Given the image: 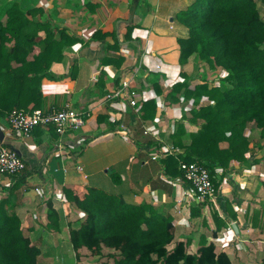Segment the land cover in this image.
<instances>
[{
  "label": "crops",
  "instance_id": "obj_1",
  "mask_svg": "<svg viewBox=\"0 0 264 264\" xmlns=\"http://www.w3.org/2000/svg\"><path fill=\"white\" fill-rule=\"evenodd\" d=\"M194 1L42 0L41 19L65 27L79 39L64 48L63 59L55 62L51 75L42 80L41 108L59 109L70 104L85 113L87 123L65 134L57 133L53 126H38L30 137L22 138L6 116H0V148L15 150L26 164L17 176H0V200L9 198L26 234L41 248L38 264H68V256L64 257L61 247L65 243L67 249L73 248L70 224L75 223L79 211L66 198L65 186L89 184L122 194L129 202L153 203L173 217L176 233L181 227L185 239L187 233H195L200 242L206 234L202 225L205 219L212 218V213L205 209L202 216L192 218L193 203L185 200L186 182L181 176L167 174L166 156L153 158L163 152L165 145L175 146L179 121H184L183 142L191 139L188 118L193 98L180 95V100L172 104L165 92L175 82L186 80L192 87L202 82L200 73L199 77L193 75L194 62L202 61L200 58L193 55L186 64L180 62L179 38L188 35V28L179 21L178 14ZM259 6L264 17V4ZM128 28H132L130 38L126 36ZM119 58H124L123 62ZM220 72L225 74L223 70ZM125 79L131 80L132 89L137 91L136 107L122 97H107ZM218 79H214L217 84ZM149 100L156 102V114L144 119L142 107ZM251 130L258 129L250 127L247 132L250 134ZM176 148L179 153L184 150ZM260 152L255 153L257 158L262 157ZM248 154L244 163L233 161L227 169L215 170L221 190L217 205L213 204L225 224L209 242H224L228 227L234 230L236 224L242 234L264 237V214L258 213L262 215L259 224L249 219L247 212L253 196L261 197L258 194L264 186V164H255L254 157L249 158ZM244 181H251L250 199H239L240 189H246L240 186ZM226 187L229 196L220 193ZM247 201L244 216L231 207ZM48 202L60 214L58 231L47 226ZM228 207L232 210L230 214ZM75 259L78 260L76 253Z\"/></svg>",
  "mask_w": 264,
  "mask_h": 264
},
{
  "label": "trees",
  "instance_id": "obj_2",
  "mask_svg": "<svg viewBox=\"0 0 264 264\" xmlns=\"http://www.w3.org/2000/svg\"><path fill=\"white\" fill-rule=\"evenodd\" d=\"M41 2L0 0V116L15 108H41L42 80L63 59L64 48L79 39L65 27L42 20ZM259 3L264 0H195L179 12V21L188 28V35L179 38L180 62L186 64L196 55L225 74L218 84L202 81L192 87L184 80L165 92L172 104L180 95L194 100L188 118L191 139L183 142L184 121H179L175 146L184 150L165 157L167 174L182 176L179 160L184 159L203 163L214 176L217 167L248 161L252 147L264 148V17ZM131 33L128 28L126 36ZM203 99L210 102L202 104ZM156 109L154 100L144 102L143 118H154ZM250 127L260 131L263 144L253 140ZM64 194L79 211L70 224L78 259L88 250L106 257L104 264H234L204 236L199 248L189 251L192 238L176 241L173 217L153 203L129 202L122 194L89 184L65 186ZM205 209L214 216L212 235L217 237L225 221L213 203L193 204L191 217L202 216ZM47 216L49 229L58 231L61 217L52 202L47 203ZM209 221L204 224L210 226ZM41 252L9 198L1 199L0 264H38Z\"/></svg>",
  "mask_w": 264,
  "mask_h": 264
},
{
  "label": "built area",
  "instance_id": "obj_3",
  "mask_svg": "<svg viewBox=\"0 0 264 264\" xmlns=\"http://www.w3.org/2000/svg\"><path fill=\"white\" fill-rule=\"evenodd\" d=\"M108 98L122 97L136 107L139 101L137 91L132 89L131 80L125 79L117 89L108 94ZM10 126L22 137L31 136L38 126H53L57 133L65 134L84 127L87 123L85 113L67 104L63 108L43 109L35 108L25 110L15 108L7 116ZM179 150L174 145H165L163 152L153 156L160 158L168 155H176ZM26 168L23 158L15 150L1 146L0 148V176H17ZM82 169L81 166H78ZM179 169L182 172L181 178L186 182L187 194L190 203L201 205L202 203H214L217 205L218 192L214 180H216L208 167L198 161L179 160ZM187 200V198H185Z\"/></svg>",
  "mask_w": 264,
  "mask_h": 264
},
{
  "label": "rangeland",
  "instance_id": "obj_4",
  "mask_svg": "<svg viewBox=\"0 0 264 264\" xmlns=\"http://www.w3.org/2000/svg\"><path fill=\"white\" fill-rule=\"evenodd\" d=\"M222 69L220 68H212L206 61L202 60L197 62H194V66H193V75H195L196 77H199L201 75L202 77V81H212L213 83L215 82V78L216 77H220L223 78L224 74H222L220 71ZM200 73V75H199ZM195 77V78H196ZM213 78V79H211ZM197 79V78H196ZM7 118V117H6ZM253 132L250 133L251 136H254L252 138H254L253 140H255L256 142H259L261 144H263V139L261 138L260 135V131L257 130H251ZM261 151L260 153H262V157L261 158H257V155L255 154L256 152ZM249 158L254 157V161H256L255 164H260L263 163L264 164V148L262 147V149L257 148V147H252V149L250 150L249 154H248ZM247 164V163H245ZM222 177H224V174H221ZM251 179H254L253 176L250 177ZM243 183V182H242ZM240 184V186L246 187L245 190H247L245 192V190L240 189V191L238 192L241 196H239V199H242L244 197H246V199H250L252 195V192L250 191V186H251V181H244L245 184ZM221 186V180L220 182L218 181V187H217V192L219 193V191L221 190V188L219 187ZM229 187L225 188L224 192H220L226 194V196H229L226 192V190H228ZM239 188V187H237ZM244 189V188H243ZM249 192V193H248ZM261 197H259L260 199H258V196L255 197L253 196V199L250 200V203L248 205V201L244 202V204H240L237 207H233L231 204V207L234 211H236V209L241 211V214L244 216V212L249 208L248 212V216L249 219L252 220H256L260 223H262V218H261V214L258 213H263L264 214V186H262L261 190H260ZM187 194V192H186ZM220 195V194H219ZM191 195L187 194V201L188 198H190ZM255 197V199H254ZM210 203V202H207ZM232 202H229V204ZM249 206L246 209L247 205ZM259 209V210H258ZM229 210V211H228ZM228 213H231V209H229L228 207ZM237 212V211H236ZM220 215V214H219ZM228 216V214H227ZM214 216H212V218H210L209 224L210 226H208L207 224H203L202 225V229H206V234L204 235V237H206L207 235H209V238H207L208 242L209 240H212V233H213V229L215 228L214 226L216 225L214 222ZM228 231L224 234L225 238H227V240H225L224 242H219L218 240H215V242L217 241L218 244H216L218 251H226L234 264H262L264 261V237H260L257 236L253 233H246V234H242L239 232V225L235 226V229L232 230L230 227H228ZM179 231L176 233V241L178 240H187L192 238V240L189 242V244H187V248L189 251L191 252H195L197 250V248H199L200 246V242L198 239V235L195 233H187L186 239L184 238V232L183 229L178 228ZM204 229V230H205ZM201 230V231H204ZM193 232V230H192ZM194 234L196 236V238L194 237ZM246 235V236H245ZM190 236V238H189ZM218 236V235H217ZM216 238V237H215ZM202 240V237L200 239V241ZM220 241H222V239H219ZM213 242V241H212ZM199 244V245H198ZM240 244V245H239ZM66 244L64 243V245L61 247L64 257L68 258V264H104L106 257H100L98 255H93L91 254V252H89L88 250H84L82 251V257L79 258L78 260L75 259V251L73 248H69L67 249ZM65 246V247H64ZM41 264V263H39Z\"/></svg>",
  "mask_w": 264,
  "mask_h": 264
},
{
  "label": "water",
  "instance_id": "obj_5",
  "mask_svg": "<svg viewBox=\"0 0 264 264\" xmlns=\"http://www.w3.org/2000/svg\"><path fill=\"white\" fill-rule=\"evenodd\" d=\"M136 1V0H135Z\"/></svg>",
  "mask_w": 264,
  "mask_h": 264
}]
</instances>
